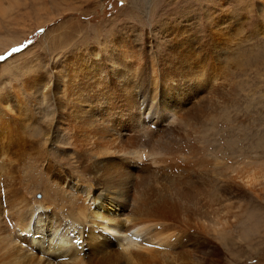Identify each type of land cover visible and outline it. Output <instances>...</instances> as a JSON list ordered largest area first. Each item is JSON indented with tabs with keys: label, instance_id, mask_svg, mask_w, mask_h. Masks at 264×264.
I'll return each mask as SVG.
<instances>
[{
	"label": "rangeland",
	"instance_id": "rangeland-1",
	"mask_svg": "<svg viewBox=\"0 0 264 264\" xmlns=\"http://www.w3.org/2000/svg\"><path fill=\"white\" fill-rule=\"evenodd\" d=\"M196 33L201 35V42L189 47L193 59L202 60L201 69L195 70L196 87L202 88L204 75L207 79L208 103L202 108L198 99L185 106L186 95L183 94L165 98L166 89H171L168 75L174 73L173 79L179 80L175 76L177 62L183 54L182 50L187 49V38H190L187 34L193 39ZM212 41L223 49L219 57H212L209 48ZM0 57H3L0 59V154L7 150L17 154L14 172L10 176L12 179L16 176L19 178L17 183L27 184V189L34 190L31 198L40 199L47 188V180L41 173H46L45 168L52 160L47 150L51 151L49 155L57 154L50 143L52 135L56 137L54 139H58L59 135V143L66 145L70 150L68 152L72 150L75 154L72 157L78 159H83L80 155L104 158L105 155L99 156L104 147H112V151L117 148L129 151L133 143L139 144L142 139L147 145L161 139L172 147L175 145V148L191 147L187 149L189 155L194 152L193 157L199 158L201 152L197 147L208 148L210 141L206 133H212L214 142L209 145L221 149L222 157L234 165V170L231 168L233 202L231 206L226 203L215 208L216 213L220 209L219 217L215 212L213 215L201 214L202 221L192 216L190 223L193 226L199 224V234L215 243L217 236H222L217 241L221 251L213 256L214 260L218 259L216 264H264V0H0ZM88 65L97 70L98 75L101 73L108 78L96 94L102 102L99 106L102 114H97L99 124L105 126L104 119L107 117L110 121L111 118L117 121L115 124L118 126H132L139 111L149 128L157 135L164 133L163 137L155 136L148 142L150 138L132 131L128 134L126 131L106 129L96 133L89 127L93 123L71 116L70 109L65 113L61 105L67 101L62 99L63 94L61 97L57 93V84L61 83L58 77H64L61 89H68L71 77L88 86ZM202 68L205 74L199 76ZM186 79L193 80L191 76ZM93 83L95 92L99 81L94 80ZM87 86L82 96L84 100L88 96ZM78 101L76 99L75 102ZM130 101L135 103L134 109L130 107ZM157 104H161L167 114L162 115L156 110L159 119H154L153 110L158 108ZM84 105L81 104L82 108H86ZM194 107L197 112L190 118ZM76 113L82 117L80 112ZM42 131H47L48 135ZM12 136L19 137L13 139L15 137ZM92 144H95L94 148ZM225 147L232 151V155H225ZM23 149L27 150L26 153ZM42 152H46V158H42L43 162L36 161L37 157H42ZM109 158L116 162L112 166L131 164L134 166L133 173L138 174L140 169L149 165L164 172L161 165L157 166L147 157L140 161L131 156L126 159ZM173 159L166 161L170 169L174 163H184L181 158L174 159L177 161ZM59 163L54 159L52 171L60 168ZM3 165V159H0V194L5 206L7 181ZM73 165L81 170L78 161L65 163L62 170L71 172ZM208 173L207 170L199 173L198 178L200 175L203 178L198 180L203 183L204 175L208 178ZM227 174L223 167L222 175ZM214 177L220 178L227 186L226 177L216 173ZM37 179L40 181L36 182ZM197 183L200 187L203 185ZM216 184L221 186L217 180ZM8 185L14 186L13 182ZM234 211L238 217H234ZM229 212L231 215L227 214ZM213 216L218 219L217 224L223 228L224 234L218 228L217 234L214 232L212 223L216 220H212ZM221 217L227 218L225 220L232 226L223 219L219 220ZM222 224L224 227H221ZM96 232L101 234H97L98 240L112 242L117 252L125 251L114 236L104 231ZM26 241L23 238L21 244L46 261L56 264L71 261L67 256L57 259V255L47 251V246L38 249L30 244L28 248ZM79 241L81 255L88 259L91 251L87 236ZM146 246L160 250L165 248L158 243ZM111 251L108 250V254ZM209 251L205 248L201 256Z\"/></svg>",
	"mask_w": 264,
	"mask_h": 264
},
{
	"label": "bare ground",
	"instance_id": "bare-ground-1",
	"mask_svg": "<svg viewBox=\"0 0 264 264\" xmlns=\"http://www.w3.org/2000/svg\"><path fill=\"white\" fill-rule=\"evenodd\" d=\"M207 34L209 35V33ZM187 36L190 37L187 38V49H184V51L182 50L183 54L178 58L177 62L178 71L175 76H178L179 80L173 79L172 76L174 73L168 75L167 82L170 84L171 89H166L165 98L170 99L177 94H183L186 95L184 100L185 106L193 104V100L198 99L200 107L202 108L208 103L207 88H205L207 79H204L205 72H202L204 70L202 68L199 73V76H201V74L204 75L202 88L199 89L196 87L195 79L197 78V72H195V70L197 68L201 69L200 65H202V60H194L190 52V47H192L194 43H200L202 37L198 34L195 35L193 39L190 34H187ZM203 37H205V35ZM175 40L176 39H174V41ZM206 40L208 41V37ZM166 45L167 47H172L171 44ZM209 48L212 51V57L215 56V58L219 57L223 50L222 47L214 41L211 42ZM94 65L98 67V64ZM189 76H191V79L194 81L186 79ZM58 80L61 81V83L57 84V89L59 85L57 93H59L61 97L63 94L62 99L68 102V104L64 102L65 104L61 105L65 113L70 109L68 112L71 116L75 115L77 118L79 117L78 119L80 120L84 119V121L88 120V123H93V125L89 127L94 129L96 133L105 132L106 129L126 131L128 134L132 131L131 133H136V135L139 134L144 136V138H150L148 142H151L155 136L157 138L163 137L164 133L157 135L155 134L156 132L149 128L144 116L141 118L139 111L135 123L131 124L132 126H118L115 124L117 121L114 122L113 118H111L110 121L107 117L104 119L106 123V125L104 124L105 126L99 124L97 122V114L101 113L99 112V106L102 102L96 94L101 91L104 83L108 81V78L101 73L98 75L97 70L91 69L90 65H88V86L84 85L83 81V83H80V81L76 82L75 79L71 77L68 89L65 90V88L61 89L64 77L59 76ZM94 80L99 81L95 92ZM86 86L88 87V96H86L87 99L84 100L82 96H84V92H86ZM64 91L66 93H64ZM208 92L210 93L211 91ZM212 93H214V90ZM76 99H79V101L75 102ZM82 103L85 104L84 106H86V108H82ZM129 105L132 109L135 108V103L133 101H130ZM156 107L158 108L153 110L155 117L152 115L154 119H159L156 110L162 115L167 114L161 104H157ZM196 107L192 108L193 110L189 114L190 118H193L196 114ZM76 112H80L83 118ZM173 117L175 118V115H173ZM77 122L80 121L78 120ZM126 123L129 122L126 121ZM42 133L48 135L47 131H42ZM128 134L126 135V140ZM206 134L209 135L208 141L210 142L208 143H213L214 139L212 138L213 136H211L212 133ZM19 136L12 137L16 139V137ZM52 137L53 139L50 138V143L51 146H53L52 148H55L53 152L56 151L57 154L49 155L51 151L47 150L48 156L52 160H49L50 162L45 168L47 174L41 173L47 180V188L44 190V194L40 199L31 198L30 195L34 193V190L32 188L27 189V184L24 186L22 183H17L19 178L16 176H14L13 179L11 178L10 174L14 172L13 164L16 161L17 154H14V151L12 152L10 150L0 154V159H3L4 164L2 169H4L3 172L7 181V186L5 188L7 200L4 201V203H6L5 206L2 204L3 201H1L2 196L0 194V264H56V262L52 263L49 260L46 261L30 249L29 251L21 244L23 238L27 240L26 243L28 248L30 244L36 245L38 249L47 246V251H49L51 255H57V259H62L63 256H67L71 260L69 263L61 261L57 264H140L141 262L142 264H216V262H218V259L214 260L213 256H216V254L221 251V246L217 241L222 239V236H217L215 239V241L217 240L216 243L207 236L203 237V235L199 234L200 229L199 231L197 229L198 227L200 228V225L195 224V226H193L189 218L193 216V219L197 218V221H202V219H200L202 217L201 214L205 215L212 213L213 215L218 205L227 203V205L229 204L228 206H231L230 204L233 202L231 195V168L234 170V165L228 163V160L222 157L220 153L221 149H217L215 146L212 147L209 144L207 145L208 148L198 146L197 149L199 153L201 152L199 154V159L198 157H193L194 152H192V156H190L191 154L189 155L190 151L188 153V147L187 149L184 148L185 146H178V148H175V145L172 147L157 138L156 141L158 140L159 142H152L147 145L144 143L143 139L142 141L140 139L143 143L138 141V144L136 140L137 144L133 143L134 145H132L129 151L120 148L112 151V147H104V151L99 155H105L104 158H93L92 156L83 157L80 155V158L83 159H78L77 157H72L75 155L72 150L68 152L70 150L65 147L66 145L63 146L59 143V135L58 139H54V135H52ZM22 140L23 139H21V141ZM93 146L95 147V144L91 145L92 148H94ZM75 147L76 149L78 148L77 146ZM24 151L23 152L26 153L27 150ZM224 151L225 155L228 153L232 155V151L230 152L227 148ZM46 155V152H42L40 155L42 157H37L38 159L36 158V161L40 160L43 162ZM127 156H131L134 159L136 158L137 161H140L143 157H147L152 163L157 164V166L161 165L164 172L161 169L155 170L149 165L146 166L145 169H140L138 174L133 173L134 171L131 172V170L134 169V166L131 164L112 166L113 163L116 164V162L109 158L122 157L126 159ZM169 158H176L178 160L181 158L184 163L174 165L176 163L173 164L171 160L173 165L170 169V165L166 164ZM54 159L60 161V168H55L54 171H52L53 166H55V164H53ZM75 161L80 163V171H78L76 165L72 166L73 170L71 172L62 170V165L65 163L74 164ZM61 163L64 164L61 165ZM208 166H210V169H207ZM223 167L227 170V175H222ZM199 169V173L205 170L209 171L208 178L204 175L205 180L203 183L199 181L202 180L203 177L200 175L198 178ZM141 172H144V174ZM215 173L221 175L222 178L226 177L228 181L227 186L220 178L216 179L214 177ZM211 174L213 175L212 178H210ZM41 175L38 176V179ZM38 179L36 182L40 181ZM216 180L221 183L220 187L217 186ZM197 181L203 185L200 187ZM9 182H13L14 186L9 187ZM75 183L80 185L77 186ZM1 192L2 189L0 188V193ZM2 194H4V192ZM222 211H224V208ZM218 213L215 212V214L218 215L217 217H219ZM234 213V217H236V212L234 211ZM227 214L231 215L230 212ZM208 216L210 217V215ZM251 216H253V214ZM228 217L230 218V216ZM214 218L216 220L214 216L212 220ZM231 218H233V215ZM222 219L224 221L227 218L224 219L221 217L219 220ZM203 220L205 219L203 218ZM217 222H219L218 219L216 222L214 221L212 223V225L214 224V232H216L218 228L220 233H223L221 230L223 228H220ZM224 222H227V220ZM227 223L230 222L228 221ZM231 223L229 226H232ZM215 225H218V227H215ZM223 225L224 224H222L221 227ZM225 226L227 225L225 224ZM229 226H227L228 229ZM96 231H104L114 236L118 244L124 247L125 251L117 252V247L112 242L108 240H98L97 234L100 233ZM85 232L87 234H85ZM83 236H87L89 241L91 255H88V259H85L81 255L80 249H82V246L79 244V239ZM149 243H158L165 248L160 250L158 248L146 246L149 245ZM23 244L25 243L23 242ZM205 248L210 249V251L205 256H201ZM108 250L112 251L108 254Z\"/></svg>",
	"mask_w": 264,
	"mask_h": 264
},
{
	"label": "snow or ice",
	"instance_id": "snow-or-ice-1",
	"mask_svg": "<svg viewBox=\"0 0 264 264\" xmlns=\"http://www.w3.org/2000/svg\"><path fill=\"white\" fill-rule=\"evenodd\" d=\"M13 51H17L16 49H14ZM0 59H3V57H0Z\"/></svg>",
	"mask_w": 264,
	"mask_h": 264
}]
</instances>
